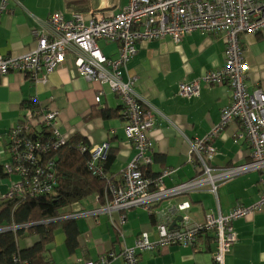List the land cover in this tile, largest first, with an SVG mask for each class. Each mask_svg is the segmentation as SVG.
I'll return each mask as SVG.
<instances>
[{
    "label": "crops",
    "instance_id": "1",
    "mask_svg": "<svg viewBox=\"0 0 264 264\" xmlns=\"http://www.w3.org/2000/svg\"><path fill=\"white\" fill-rule=\"evenodd\" d=\"M129 0H10L9 11L0 15V55L19 57L38 46V36L49 35L48 20L55 12L66 19L82 13L86 19L109 18L119 14ZM241 42L248 64L247 85L250 90L264 89V31L244 34ZM102 51L116 58L119 45L105 40L98 42ZM138 51L129 62L124 78H137L134 90L141 97L143 108L150 111L156 125L151 133L154 143L151 171L159 175L166 188L189 181L199 175L191 162L189 141L205 138L220 123L222 111L232 102V89L226 85H210L202 78L210 71L222 69L227 61V43L223 35L197 31L176 43L169 37L138 43ZM76 53L68 52L64 64L51 72L47 81H35L21 73L0 77V204L16 180L6 175L10 163L7 133L22 122L26 105L36 103L39 113L57 112L59 130L65 139L76 134L87 138L92 145L107 144L115 160L109 174L117 177L136 154L125 134V119L120 116L103 118L97 111H119L123 103L109 85L88 81L76 70ZM263 70V71H259ZM200 81V96L182 98L179 85ZM101 93V102L96 97ZM95 114V115H94ZM39 115V114H38ZM238 122L230 124L213 141L217 150L210 165L227 168L250 160L251 148L242 137ZM165 172L169 174L165 175ZM262 191V174L252 171L220 185L217 194L203 188L189 194L159 201L148 210L135 207L126 211V225L122 231L113 227L105 214L88 217L85 213L99 209L91 198L88 204L76 205L74 210L80 233L79 246L70 253L62 229L58 230L52 256L55 264H95L105 258L106 264H128L121 255L135 246L142 233L157 236V224L178 217L175 229L204 224L209 213L227 216L237 206L256 204ZM189 204L180 211L179 205ZM118 219V215H115ZM237 242L226 257V264H264V208L232 223ZM216 249L213 233H203L195 246H170L138 254L139 264H214Z\"/></svg>",
    "mask_w": 264,
    "mask_h": 264
},
{
    "label": "built area",
    "instance_id": "2",
    "mask_svg": "<svg viewBox=\"0 0 264 264\" xmlns=\"http://www.w3.org/2000/svg\"><path fill=\"white\" fill-rule=\"evenodd\" d=\"M9 4L10 0H0V15L9 11ZM48 30L49 35L35 32L38 46L29 54L19 57L0 55V77L17 72L35 81H47L48 75L64 64L67 53L75 52L77 73L88 81L109 85L121 99L125 134L136 150L127 168L119 174L121 183H112L110 199L99 209L85 213L86 216L105 214L113 227L121 232L127 221L126 211L132 208L150 210L159 201L203 188L217 194L220 185L226 181L252 171L261 172L262 191L256 204L237 206L227 216L209 213L204 224L196 227L172 230L170 222L161 221L157 224L155 239H151L150 233H142L135 246L125 247L121 253L128 264H139L140 252L170 246L192 247L201 234L213 233L216 243L214 264H226L228 253L237 242L232 223L264 208V89L250 90L247 85L249 68L241 42L244 34L255 35L264 31V0H129L119 14L109 18L88 20L84 14L74 13L66 19L62 12H55L49 17ZM197 31L223 35L226 39V65L208 72L202 80L210 85L228 84L232 89V102L222 111L220 123L205 138L189 141L191 162L198 167L199 175L172 188H166L159 178L157 189L152 190V181L144 177L142 170L154 163L151 133L156 120L150 111L143 108L141 97L134 90L137 78L129 76L125 79L124 73L137 54L138 43L166 37L179 43ZM100 40L119 45L115 59L102 51L98 44ZM178 95L182 98L199 97L200 81L180 84ZM100 102L101 93L96 97V103ZM38 114L41 121L52 129L59 143H63L65 138L59 130L58 113L36 112L32 117ZM234 122L241 125L242 137L251 148L250 160L227 168L213 167L210 162L217 153L213 141ZM15 135V130L9 135L13 143L9 154L15 161L14 167H24L28 162L33 164L34 146L29 142L20 143ZM21 148H24L22 154L19 152ZM107 152V144L95 145L93 159L103 158ZM6 171L14 173L10 164H7ZM22 190L21 183H14L8 196L13 197ZM105 198H109V194ZM188 208L187 203L178 206L180 211ZM3 230L0 228V232ZM106 263L107 260L102 258L95 264Z\"/></svg>",
    "mask_w": 264,
    "mask_h": 264
},
{
    "label": "trees",
    "instance_id": "3",
    "mask_svg": "<svg viewBox=\"0 0 264 264\" xmlns=\"http://www.w3.org/2000/svg\"><path fill=\"white\" fill-rule=\"evenodd\" d=\"M36 106L26 105V120L12 128L17 141L34 146L35 160L33 164L27 161L24 167H14L15 161L10 157L14 173L6 171V175L15 177L17 172L13 184L21 183L23 190L13 197L8 196L9 190L0 204V228L4 229L0 232V264H55L52 253L59 229L66 236L69 252H75L80 248L81 232L74 215L80 211L74 207L93 198L100 208L111 197L112 183L119 184L121 180L120 175L109 174L116 157L113 150L108 148L105 157L95 160L94 145L80 134L59 143L40 115L32 117L39 111ZM122 110L123 107L116 113L100 110L96 115L124 118ZM12 129L7 133L9 153ZM19 152L22 154L24 148ZM142 172L152 181V190H156L160 176L152 173L150 165ZM106 194L109 198H105ZM32 239L35 242L29 244Z\"/></svg>",
    "mask_w": 264,
    "mask_h": 264
},
{
    "label": "rangeland",
    "instance_id": "4",
    "mask_svg": "<svg viewBox=\"0 0 264 264\" xmlns=\"http://www.w3.org/2000/svg\"><path fill=\"white\" fill-rule=\"evenodd\" d=\"M260 49H261L262 52H264V43H262V44L260 45ZM259 71H263V70H259ZM90 200H91V199H90ZM83 204H88V203L85 201V202H83ZM33 242H35V239L30 240L28 243H29V244H33ZM21 246L24 247V246H25V243H22Z\"/></svg>",
    "mask_w": 264,
    "mask_h": 264
},
{
    "label": "water",
    "instance_id": "5",
    "mask_svg": "<svg viewBox=\"0 0 264 264\" xmlns=\"http://www.w3.org/2000/svg\"><path fill=\"white\" fill-rule=\"evenodd\" d=\"M180 221H182V217H178V218H176L175 220H174V222L172 223V225L170 226V229H175V228H177V226H178V222H180Z\"/></svg>",
    "mask_w": 264,
    "mask_h": 264
}]
</instances>
